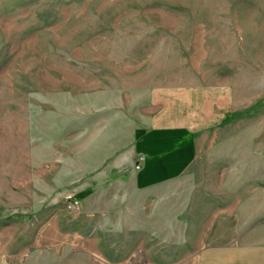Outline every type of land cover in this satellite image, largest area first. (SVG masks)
Masks as SVG:
<instances>
[{"label": "rangeland", "instance_id": "rangeland-1", "mask_svg": "<svg viewBox=\"0 0 264 264\" xmlns=\"http://www.w3.org/2000/svg\"><path fill=\"white\" fill-rule=\"evenodd\" d=\"M224 85L193 162L136 189L139 137ZM230 213L264 223V0H0V264H197Z\"/></svg>", "mask_w": 264, "mask_h": 264}, {"label": "crops", "instance_id": "crops-1", "mask_svg": "<svg viewBox=\"0 0 264 264\" xmlns=\"http://www.w3.org/2000/svg\"><path fill=\"white\" fill-rule=\"evenodd\" d=\"M230 91L231 87L224 85L198 86L182 92L181 118L152 126L136 143L134 155L145 157L139 170L134 167L130 171L136 189L164 179L172 180L193 162L199 133L222 123L231 110ZM244 225L236 213L217 216L206 236V246L198 254L197 264H264V223L260 225L262 231L254 229L252 224L243 234ZM238 239L243 245L229 246Z\"/></svg>", "mask_w": 264, "mask_h": 264}, {"label": "built area", "instance_id": "built-area-1", "mask_svg": "<svg viewBox=\"0 0 264 264\" xmlns=\"http://www.w3.org/2000/svg\"><path fill=\"white\" fill-rule=\"evenodd\" d=\"M144 160H145L144 156L139 157L136 165L137 169H140L141 164L144 162ZM64 200L68 211L74 214H79L81 212V208H82L81 201L74 194L72 193L66 194L64 196Z\"/></svg>", "mask_w": 264, "mask_h": 264}]
</instances>
